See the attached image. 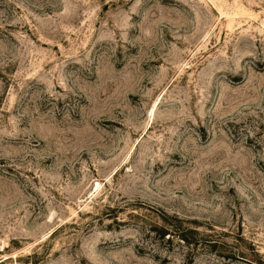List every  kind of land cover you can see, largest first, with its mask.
I'll return each mask as SVG.
<instances>
[{
    "label": "rangeland",
    "instance_id": "obj_1",
    "mask_svg": "<svg viewBox=\"0 0 264 264\" xmlns=\"http://www.w3.org/2000/svg\"><path fill=\"white\" fill-rule=\"evenodd\" d=\"M0 264H264V0H0Z\"/></svg>",
    "mask_w": 264,
    "mask_h": 264
},
{
    "label": "trees",
    "instance_id": "obj_2",
    "mask_svg": "<svg viewBox=\"0 0 264 264\" xmlns=\"http://www.w3.org/2000/svg\"><path fill=\"white\" fill-rule=\"evenodd\" d=\"M160 223L150 226L148 236L157 239L161 244H168L167 250L171 251L172 246L177 243L188 249L189 258L201 246L205 245L217 249L218 240L212 236L202 234L196 221H189L177 215L161 214ZM192 258H190L191 260ZM246 260V259H245Z\"/></svg>",
    "mask_w": 264,
    "mask_h": 264
}]
</instances>
